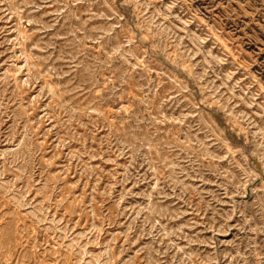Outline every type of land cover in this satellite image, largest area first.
I'll use <instances>...</instances> for the list:
<instances>
[{
  "label": "rangeland",
  "instance_id": "obj_1",
  "mask_svg": "<svg viewBox=\"0 0 264 264\" xmlns=\"http://www.w3.org/2000/svg\"><path fill=\"white\" fill-rule=\"evenodd\" d=\"M0 264H264V0H0Z\"/></svg>",
  "mask_w": 264,
  "mask_h": 264
}]
</instances>
